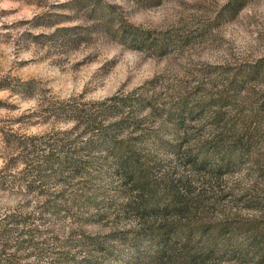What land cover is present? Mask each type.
I'll list each match as a JSON object with an SVG mask.
<instances>
[{"label": "rangeland", "instance_id": "1", "mask_svg": "<svg viewBox=\"0 0 264 264\" xmlns=\"http://www.w3.org/2000/svg\"><path fill=\"white\" fill-rule=\"evenodd\" d=\"M260 55L264 0H0V212L14 211L6 239L21 240V262L66 264L58 248L80 253L79 228L132 220L115 206L119 178L102 133L76 119L75 106L145 149L164 110L185 98L199 105L184 125L197 140L212 130L206 101L224 75ZM239 93L246 111L263 98L264 70ZM241 140L249 143L236 162L216 175L163 149L153 169L203 183L213 216L255 215L264 212V128ZM72 193L67 205L62 198ZM33 225L39 230L27 235Z\"/></svg>", "mask_w": 264, "mask_h": 264}, {"label": "trees", "instance_id": "2", "mask_svg": "<svg viewBox=\"0 0 264 264\" xmlns=\"http://www.w3.org/2000/svg\"><path fill=\"white\" fill-rule=\"evenodd\" d=\"M239 5H232V10ZM156 47L165 51L164 36H159ZM263 70L264 55H260L224 75L206 101L214 106L209 118L212 130L197 140L190 138L184 125L199 105L185 98H179L173 109L164 110L162 119L151 128L150 146L145 149L132 135H118L117 127L105 123L96 112L84 113L75 106L76 119L101 131L102 148L114 160L119 178L115 206L132 220L101 232L79 228L75 241L80 253L67 245L58 248L59 259L66 264H121L125 260L131 264H264V212L242 215L222 210L213 216L203 183L198 185L187 175L172 174L168 169H153L160 158L157 149L177 157L182 154L190 170H205L211 176L232 166L240 155V145L249 143L241 138L249 140L264 128V97L253 100L246 111L239 93L245 80L256 78ZM121 120L117 118L114 125ZM161 127L166 129L164 133ZM74 197L72 193L62 199L71 205ZM14 218V211L0 212V264H25L17 253L21 240L16 238L12 246L6 239L12 229L8 222ZM26 230L32 236L39 228L33 225ZM36 247L39 252L42 245ZM51 260L46 264H54Z\"/></svg>", "mask_w": 264, "mask_h": 264}]
</instances>
